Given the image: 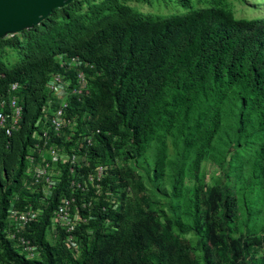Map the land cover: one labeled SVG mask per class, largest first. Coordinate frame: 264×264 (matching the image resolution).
I'll list each match as a JSON object with an SVG mask.
<instances>
[{"label": "trees", "instance_id": "16d2710c", "mask_svg": "<svg viewBox=\"0 0 264 264\" xmlns=\"http://www.w3.org/2000/svg\"><path fill=\"white\" fill-rule=\"evenodd\" d=\"M131 2L152 0H75L0 38V110L15 82L24 107L20 128L0 131V264H264V15L238 18L232 0H178L187 12L169 16ZM60 54L89 80L69 98L94 136L79 172L110 165L112 197L83 209L76 257L50 232L57 191L27 227L29 258L7 238L8 209L30 199L26 155Z\"/></svg>", "mask_w": 264, "mask_h": 264}, {"label": "built area", "instance_id": "2783aa9c", "mask_svg": "<svg viewBox=\"0 0 264 264\" xmlns=\"http://www.w3.org/2000/svg\"><path fill=\"white\" fill-rule=\"evenodd\" d=\"M63 71L55 72L47 81L50 97L45 101L32 131L33 144L26 155V179L28 202L23 207L12 205L8 209V220L11 224L7 238L29 258L37 257L38 245L26 236L27 227L41 219L47 206L60 191L59 203L51 215L50 232L54 235L64 232V244L78 257L81 254V242L76 235L80 224L88 222L90 216L83 209L92 212L94 204L103 197L111 201L112 192L104 194L103 178L108 174L110 165L95 164L92 171L79 172V168L91 166L84 152L94 142V136L81 131L77 116L70 113V97L90 92L89 80L84 70V63L78 56L58 55ZM75 69V80L70 70ZM21 84L11 86L8 100H4L0 110V131L12 136L20 128L24 107L17 94ZM99 132V130H98ZM78 140L73 152H67L58 142ZM89 143V144H88ZM67 181H64V179ZM67 183L70 192L61 187ZM34 199V202L30 201ZM20 202V201H19Z\"/></svg>", "mask_w": 264, "mask_h": 264}, {"label": "water", "instance_id": "95a60500", "mask_svg": "<svg viewBox=\"0 0 264 264\" xmlns=\"http://www.w3.org/2000/svg\"><path fill=\"white\" fill-rule=\"evenodd\" d=\"M75 0H0V38L31 29Z\"/></svg>", "mask_w": 264, "mask_h": 264}, {"label": "rangeland", "instance_id": "374dc122", "mask_svg": "<svg viewBox=\"0 0 264 264\" xmlns=\"http://www.w3.org/2000/svg\"><path fill=\"white\" fill-rule=\"evenodd\" d=\"M234 10L238 18H254L264 15V0H232ZM132 6L143 13H154L169 16L172 14H180L187 12L178 0H152L151 3L131 2ZM16 54V51L14 52ZM15 55L12 53L11 60H15ZM204 169L207 175H212L217 171L216 166L212 162H206ZM21 251L20 249H18Z\"/></svg>", "mask_w": 264, "mask_h": 264}, {"label": "clouds", "instance_id": "9594fccd", "mask_svg": "<svg viewBox=\"0 0 264 264\" xmlns=\"http://www.w3.org/2000/svg\"><path fill=\"white\" fill-rule=\"evenodd\" d=\"M58 144L61 147L65 148V150L67 152H73L74 147L78 146V140L77 139H73V140H70L69 142H64V141L61 142V141H59Z\"/></svg>", "mask_w": 264, "mask_h": 264}]
</instances>
